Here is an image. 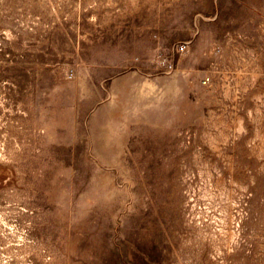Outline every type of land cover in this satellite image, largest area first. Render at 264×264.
<instances>
[{
  "label": "rangeland",
  "instance_id": "obj_1",
  "mask_svg": "<svg viewBox=\"0 0 264 264\" xmlns=\"http://www.w3.org/2000/svg\"><path fill=\"white\" fill-rule=\"evenodd\" d=\"M0 264H264V0H0Z\"/></svg>",
  "mask_w": 264,
  "mask_h": 264
},
{
  "label": "built area",
  "instance_id": "obj_2",
  "mask_svg": "<svg viewBox=\"0 0 264 264\" xmlns=\"http://www.w3.org/2000/svg\"><path fill=\"white\" fill-rule=\"evenodd\" d=\"M205 83V82H204Z\"/></svg>",
  "mask_w": 264,
  "mask_h": 264
}]
</instances>
